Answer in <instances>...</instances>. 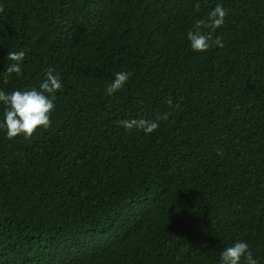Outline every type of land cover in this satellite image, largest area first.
Returning a JSON list of instances; mask_svg holds the SVG:
<instances>
[{
  "label": "trees",
  "instance_id": "1",
  "mask_svg": "<svg viewBox=\"0 0 264 264\" xmlns=\"http://www.w3.org/2000/svg\"><path fill=\"white\" fill-rule=\"evenodd\" d=\"M218 4L224 24L201 31L224 46L193 51ZM0 6V90L38 89L49 67L63 85L49 129L0 128V264H222L237 241L264 264V0Z\"/></svg>",
  "mask_w": 264,
  "mask_h": 264
},
{
  "label": "clouds",
  "instance_id": "2",
  "mask_svg": "<svg viewBox=\"0 0 264 264\" xmlns=\"http://www.w3.org/2000/svg\"><path fill=\"white\" fill-rule=\"evenodd\" d=\"M199 10L200 5H195ZM4 8L0 6V13ZM228 12L221 5H217L208 15V20H197L193 29L188 31L187 39L195 52H206L213 45L223 47L224 44L220 37L213 40L211 33L205 34L201 31L202 28L215 31L220 28L224 22ZM211 42V43H210ZM25 51H10L7 54V59L14 62L6 68V73L11 75L16 73L22 75L21 63L25 59ZM130 73L118 72L115 74V79L107 87L106 93L111 96L121 90L129 81ZM7 76L5 77V81ZM63 87L60 75L54 68L49 67L45 70V78L39 84V88H31L29 90H13L6 93L0 90V103L4 105L3 121H0V128L6 130V135L9 140L17 137H23L25 140L31 139L34 134L40 130H47L52 126L51 115L55 110L54 101L56 93ZM169 106H172V99L167 100ZM168 114L165 113L159 119L166 120ZM120 124L126 130H142L145 134H151L158 129L157 122L145 119H125L120 121ZM223 154V149L218 151V155ZM222 264H257V260L253 258L252 252L246 242L237 241L232 246L227 247L221 254Z\"/></svg>",
  "mask_w": 264,
  "mask_h": 264
}]
</instances>
